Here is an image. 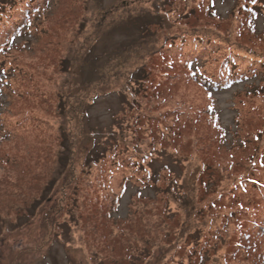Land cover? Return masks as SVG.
Wrapping results in <instances>:
<instances>
[{
	"label": "rangeland",
	"instance_id": "obj_1",
	"mask_svg": "<svg viewBox=\"0 0 264 264\" xmlns=\"http://www.w3.org/2000/svg\"><path fill=\"white\" fill-rule=\"evenodd\" d=\"M5 6L9 264H264V0Z\"/></svg>",
	"mask_w": 264,
	"mask_h": 264
},
{
	"label": "trees",
	"instance_id": "obj_2",
	"mask_svg": "<svg viewBox=\"0 0 264 264\" xmlns=\"http://www.w3.org/2000/svg\"><path fill=\"white\" fill-rule=\"evenodd\" d=\"M15 2H17V0H3L2 2H1V4H0V7H4V9H5V4L6 3H15ZM10 15V14H9ZM22 22V19L20 18L19 20H17L16 21V23H14V24H12L11 25V27L12 26H14V28L16 27V26H18V24H20ZM5 30V29H4ZM8 30L9 29H7L6 31H5V34L6 33H9L8 32ZM2 32H3V30L1 31V34H2ZM4 34V35H5ZM1 39V38H0ZM235 68V67H234ZM263 70H261V71H254V70H250V73L252 72V75H258L259 73H261V74H263L264 75V72H262ZM237 78L238 79H242V76H237ZM237 80V79H236ZM209 90H216V88H215V86L214 85H211V86H209ZM262 228H264V227H262ZM264 231V230H263Z\"/></svg>",
	"mask_w": 264,
	"mask_h": 264
},
{
	"label": "flooded vegetation",
	"instance_id": "obj_3",
	"mask_svg": "<svg viewBox=\"0 0 264 264\" xmlns=\"http://www.w3.org/2000/svg\"><path fill=\"white\" fill-rule=\"evenodd\" d=\"M0 264H9L6 254L0 249Z\"/></svg>",
	"mask_w": 264,
	"mask_h": 264
}]
</instances>
